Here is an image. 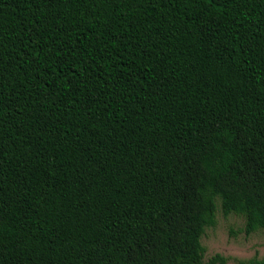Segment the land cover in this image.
<instances>
[{"label": "trees", "instance_id": "1", "mask_svg": "<svg viewBox=\"0 0 264 264\" xmlns=\"http://www.w3.org/2000/svg\"><path fill=\"white\" fill-rule=\"evenodd\" d=\"M218 199L264 230V0H0V264H227Z\"/></svg>", "mask_w": 264, "mask_h": 264}, {"label": "rangeland", "instance_id": "2", "mask_svg": "<svg viewBox=\"0 0 264 264\" xmlns=\"http://www.w3.org/2000/svg\"><path fill=\"white\" fill-rule=\"evenodd\" d=\"M216 223L207 226L202 237L205 259L221 253L227 264H241L240 260L264 256V230L251 234L244 231L245 218L235 213L225 214L218 199Z\"/></svg>", "mask_w": 264, "mask_h": 264}]
</instances>
